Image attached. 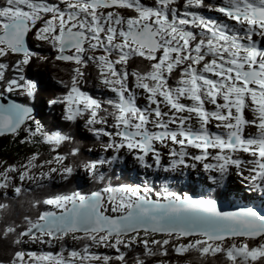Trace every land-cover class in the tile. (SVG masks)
I'll use <instances>...</instances> for the list:
<instances>
[{
  "label": "snow or ice",
  "instance_id": "snow-or-ice-1",
  "mask_svg": "<svg viewBox=\"0 0 264 264\" xmlns=\"http://www.w3.org/2000/svg\"><path fill=\"white\" fill-rule=\"evenodd\" d=\"M29 35L50 48L54 60L74 65L70 81H58L63 91L48 104L61 108L63 121L79 119L87 131L107 140L102 158L80 162L90 179L99 181L96 190L34 200V208L50 207L23 217L19 227L2 229L15 233L18 245L34 244L37 236L41 244H51L84 233L77 237L80 246L40 254L16 250L11 264H95L101 259L111 264L108 255L91 251L94 240L115 250L119 264H128L132 252L134 264H143L137 248L149 255L150 245L161 256L171 245L177 254L192 250L220 254L226 264H264V213L253 207L218 210L210 196L156 189L147 177L143 184L113 186L104 183L103 172L128 158L139 168L158 170L166 153L165 172L202 166L210 187L234 167L238 175L247 171L248 186L264 194V0H183L182 7L176 0H0V97L18 92L30 102L35 99L37 84L26 78L24 68L34 55L45 62L47 57L27 45ZM137 60L144 69L129 71ZM86 68L111 95L99 100L79 88ZM247 127L255 132L245 136ZM20 130L28 141L43 142L56 154L44 161L33 153L19 171L15 165L5 167L0 187L13 180L9 173L18 172L25 181L30 169L46 163L50 167L39 173L36 187L53 173L64 180L72 175L70 158L79 156V149L56 152L71 136L48 130L34 118L30 104H0V132ZM54 163L63 167L57 171ZM30 190L14 186L17 194ZM149 232L171 239H147Z\"/></svg>",
  "mask_w": 264,
  "mask_h": 264
},
{
  "label": "trees",
  "instance_id": "trees-1",
  "mask_svg": "<svg viewBox=\"0 0 264 264\" xmlns=\"http://www.w3.org/2000/svg\"><path fill=\"white\" fill-rule=\"evenodd\" d=\"M176 3L181 7L183 6V0H176ZM27 45L33 49L38 48L39 56H51L50 53L52 50L42 42L35 41L31 35L28 37ZM34 57L38 56L34 55L31 58L30 63L24 68V74L26 78L31 79L37 84L35 99L33 100V104H31L35 111V119L40 121L48 130H59L62 134L71 136V141L63 142L62 145L56 148V152L65 153L70 151L72 147H76L79 149V156L74 159L70 158L74 171L67 180H62L58 183L50 181L40 187L34 186L30 188L31 190L28 192L21 191L18 194L12 193L10 196L8 194L0 195V205H4V207H0V264H11V257L16 250H22L25 252L30 250V248H25V244L18 245L14 243V240L16 239L15 233L9 231L8 234H4L2 229L5 225L13 224L19 227L24 223L23 217H34L38 214L39 210L47 209V206L45 205H40L39 209L34 208L32 206L34 200H42L49 196L70 192H79L82 194L90 193L91 191L96 190L97 184L99 183V181L94 182L92 180L87 187L84 188L81 186V181L76 173L77 169L80 168L81 161L95 159L92 157V150L99 148L104 144L102 137L94 136L87 131L83 124L78 120L74 124L63 121L61 119V108L59 106H50L48 104L49 100L57 97L63 91V85L58 83V81H63L65 83L70 81L72 68L70 66L72 64H64L55 61L56 64L54 65L51 60L43 62L36 60ZM9 59H12V57H9ZM60 66L64 75L60 72ZM52 67L54 69L50 70ZM132 69L142 71L144 69V63L137 60L129 65V71ZM8 74H12L11 69H9ZM81 83L83 84L79 88L82 91L89 93L93 98L103 100L104 96H100L101 93L95 89L97 79L93 69L86 68L85 78ZM10 96L22 104H29L25 97L16 96L14 94H11ZM22 141L26 142L22 143ZM33 153L39 154V158L44 161L51 159V156L56 154L51 151L49 145L44 144L43 142L36 143L28 141L26 134L22 130L14 136L0 137V160L15 163L18 160H23L26 155H31ZM117 170L119 169L112 167L110 170L103 171L104 183H110L113 186L127 184L126 180L120 179ZM122 170L123 168H120L121 173ZM129 177H131V180H129L128 185L136 184L135 181L137 180L133 179L134 176L129 175ZM152 182L155 183L156 181L152 180ZM169 189H173V191L179 192L182 195L188 194L201 197L210 196L211 198L222 199L228 203H235L238 199L236 194L229 193L225 189L216 190L209 195L206 190H203L195 184H190L189 182ZM79 246L80 245H77L74 248H78ZM149 247L153 248V254L146 255L143 253L142 248L134 247L137 248V251L140 253L139 258L142 260L143 264L162 263L163 261H168V257H172V261H179L173 259V257H175L174 255L177 254L175 252L168 253L167 256H161L157 248L151 245ZM63 249H66L65 245H63ZM51 251L55 252L53 249H51ZM182 256L185 257L188 264H226L225 257L220 254L202 256L200 252L190 250ZM109 257L111 264H119V262L115 261L114 256ZM136 258V252L130 253L128 264H134ZM195 258L198 260H195ZM177 263L185 264V261ZM101 264H103V262Z\"/></svg>",
  "mask_w": 264,
  "mask_h": 264
},
{
  "label": "rangeland",
  "instance_id": "rangeland-1",
  "mask_svg": "<svg viewBox=\"0 0 264 264\" xmlns=\"http://www.w3.org/2000/svg\"><path fill=\"white\" fill-rule=\"evenodd\" d=\"M260 46L264 47V41L260 42ZM45 57H47V61L51 60L54 65L56 64L55 63L56 60H54L52 58V56L48 55V56H45ZM34 58L36 60L43 61L39 57H34ZM58 62L59 63L60 62L63 63V61H58ZM53 69L54 68L52 67L50 70H53ZM60 72H61V74L64 75V73L61 71V66H60ZM80 85H81V82H80L79 86ZM11 94H13V93H5L3 96H10ZM14 95L20 96V97H24V96L20 95L18 92L15 93ZM142 102L143 101H138V103H142ZM28 103L31 105V104H33V101H31V102L28 101ZM33 116L35 118L34 108H33ZM81 122H83V121H81ZM102 126L103 125H98L97 127H102ZM211 130L212 131H218L217 129H215L214 126H211ZM254 132H255V129L253 127H247L244 130V135L245 136L252 135ZM102 140H103V142H106L107 138L103 137ZM92 151H93V155L95 157H97V158H102L105 155L103 146H101L99 148H96V149H94ZM191 151L195 152L196 150H191ZM108 154H111V152H109ZM121 154L124 155V153H121ZM29 156L30 155H26L23 160H18L15 163H9L7 161L0 160V172H2L3 169L5 167L9 166V165H15L17 167V170L19 171L20 170V166L27 162V159H28ZM149 159H151V158L149 157ZM168 161H169V157L166 155V153L163 154L162 155V165H161L160 169H158V170L155 169V168L149 169V170H145V169L139 168L138 166H136V164L130 158L126 159L124 162H121L120 160H117V161L114 162V165L117 166V167L127 166L126 168H123L122 174H121V172H118L120 179L126 180L127 184H129L128 182L130 180V177H129V174H130L129 171L130 170L131 171L132 170L135 171L136 174H144V173H146L147 176H148L147 180L150 181V182H152V179L149 178V177H152V176L153 177L154 176L163 177L164 179H167L168 182H170V183L173 182L174 179H178L180 176L197 178V179H200V181H202L201 183H203L204 186H206L210 190H212L214 187L216 189L217 188H224L226 190L230 189L233 193L237 194V196L241 200V203H244V200H243L244 198L247 199V200H245L246 204L251 203L253 201V199H258V201H260V203H262V204H260L259 210L257 209L256 211L258 212V214L259 213H264V194H261L259 189H252V188H250L248 186V183L243 178L244 176L247 175V171H244L243 175H238L236 170H235V168L232 167V168H230L229 172L224 174L223 177L215 185H212V186L209 187L211 182L207 181L206 179H203V177L206 174L203 172L202 166H198L196 169H193L191 167H188V168H176L174 170H170L168 172H165L164 171V166L168 164ZM49 167L50 166L46 163L43 166V168H40V167L36 168L35 167L36 169L35 168L30 169L29 172H30L31 175L25 181H20L18 179V172L17 173H9V175L13 176V180L6 181L7 188L5 189L3 187H0V191L3 192V193L8 192L9 194H12V193H14V186H20L22 188H32V187L35 186V182L37 180V176L39 175V173L41 171H48ZM51 167H55L57 169V171H59L63 167V165H61L59 163H54L53 165H51ZM241 167L243 168L244 166L242 165ZM127 168H129V169L127 170ZM109 169L110 168L105 167L103 171L109 170ZM36 170H38V171H36ZM77 175L80 176L87 183H89L92 180V179H90L88 173L86 171H84L81 167L77 169ZM46 180H54L55 182H60L63 179L60 177V175L58 173H53V174H51V178L50 179L45 178L40 183H44ZM139 181L141 182L140 184H143L144 182H142V181H145V180H143L142 178H139ZM167 185L170 186L169 184H167ZM49 207L50 206H47V209ZM84 235H86V234L70 233L68 236L65 237L63 242H61L60 239H56L51 244L47 243V241H45V243L41 244L39 242L40 237L37 236L36 237V240H37L36 243L30 244V243L26 242L24 244H25V248H30V250L35 252L36 254H40L42 252H45V253L52 252L51 249L55 250V252H60L63 249V245H65L66 249H72V248L76 247L77 245H79L81 243V241L79 239H77V237L84 236ZM93 235H97V234L94 233ZM99 235L102 236L103 234L101 233ZM146 238L147 239H158V240L159 239H171L170 237H166V236H163V235H153V234H150V233L147 234ZM197 238L198 237H193V238H190V239H197ZM186 242H187V239L182 240V241H173V243H186ZM99 243H100L99 240L92 241L91 251L98 252L101 255V257L103 255H108V256H114L115 255V250L109 249V248H104V247H99L98 246ZM134 247H137V246H134ZM167 247L169 249L168 253H174L171 250V245H168ZM181 251L183 252V249H181ZM55 252H52V253H55ZM63 254L66 256L65 252ZM182 255H184V254H181V255H177L176 254V255H174L178 259L175 258V257H173V259L179 260V261H172V259H171L172 257H168V259H169L168 260V262H169L168 264H179L177 262H183V261H185V264H188L187 263L188 261ZM195 260H198V259L195 258ZM102 262H103V260L101 259L100 261L95 262V264H101ZM89 264H93V262H89ZM157 264H164V261L162 263L158 262Z\"/></svg>",
  "mask_w": 264,
  "mask_h": 264
},
{
  "label": "water",
  "instance_id": "water-1",
  "mask_svg": "<svg viewBox=\"0 0 264 264\" xmlns=\"http://www.w3.org/2000/svg\"><path fill=\"white\" fill-rule=\"evenodd\" d=\"M8 100H13L14 102H18L20 103L19 101H17L16 99H12L10 97H7V96H3V97H0V104H6L8 102ZM19 132V131H18ZM17 132V133H18ZM3 136H13L12 134H9V133H3V132H0V137H3ZM217 202V201H216ZM217 205H218V210H222V211H231V210H236L238 209L237 207L235 208H229V206H227L226 204L224 203H221V202H217ZM151 233V232H149ZM80 234H84V233H80ZM94 234V233H93ZM153 234V233H151ZM160 235V234H158ZM193 238V237H191Z\"/></svg>",
  "mask_w": 264,
  "mask_h": 264
},
{
  "label": "bare ground",
  "instance_id": "bare-ground-1",
  "mask_svg": "<svg viewBox=\"0 0 264 264\" xmlns=\"http://www.w3.org/2000/svg\"><path fill=\"white\" fill-rule=\"evenodd\" d=\"M64 64H71V63H69V62H64ZM67 67H69L68 65H66ZM70 67H74V65L72 64ZM129 168H127V170H128ZM80 245V244H79Z\"/></svg>",
  "mask_w": 264,
  "mask_h": 264
}]
</instances>
